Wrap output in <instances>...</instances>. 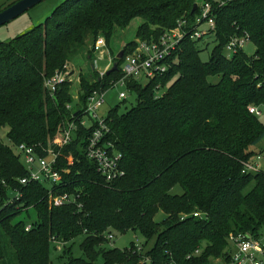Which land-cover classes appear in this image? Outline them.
<instances>
[{"label": "trees", "instance_id": "1", "mask_svg": "<svg viewBox=\"0 0 264 264\" xmlns=\"http://www.w3.org/2000/svg\"><path fill=\"white\" fill-rule=\"evenodd\" d=\"M16 1L4 0L0 11ZM200 1L64 0L43 22L0 41V128L7 129L9 143L0 139L1 264L13 259L16 264H53L51 245L78 235H83V255L74 257L64 249L67 258L61 264H99L98 259L100 264H141L145 256L150 261L142 264L228 263L229 235L264 236V170L242 171L243 163L260 155L257 148L264 139V124L249 112L264 104V0H225L222 5L208 0L216 26L208 60L199 57V39L185 35L163 75L144 83L127 81L135 105L125 111L115 105L105 117L106 138L121 154L123 171L112 181L106 182L87 158L92 127L78 119L91 91L108 89L120 71L99 78L79 70V83L65 82L53 96L44 86L45 77L87 52L88 40L102 35L107 43L135 17L143 19L137 38L156 37L178 22H191L198 12L192 6ZM243 34L254 52L239 49L227 57L228 39ZM133 45L126 43L124 50ZM73 117V138L61 146V132ZM21 143L33 145L40 155L47 147L60 150L58 168L68 172L61 173L58 185L20 184L27 175L17 151ZM176 186L180 193L172 191ZM14 188L19 197L3 202ZM49 188L77 195V200L50 206ZM29 207L36 218L25 231L26 222L13 218ZM159 211L163 216L155 220ZM126 230L142 235L140 250L134 242L123 249L105 246L108 234Z\"/></svg>", "mask_w": 264, "mask_h": 264}, {"label": "built area", "instance_id": "2", "mask_svg": "<svg viewBox=\"0 0 264 264\" xmlns=\"http://www.w3.org/2000/svg\"><path fill=\"white\" fill-rule=\"evenodd\" d=\"M225 0H219V5H222ZM196 8L197 14L191 22L187 25L185 21L178 22L176 28L167 29L156 37L149 39L137 38L134 45L123 50V54L118 59V69L120 71V77L110 81L111 87L115 85H122L125 88L126 83L129 80L139 81L144 78L149 81L154 77L163 75L168 69L169 63L168 57L175 52L179 46V42L185 35H190L192 39L200 40L204 35H209L214 38L215 20L214 10L211 2L208 0H201ZM205 26L206 28H201ZM105 37L98 36L92 43L93 57L95 58L94 70L101 78L105 72L113 66L115 57L111 58L106 56ZM249 42L248 34L240 36H232L228 39L224 46L229 56L233 55L239 49ZM94 61V60H93ZM98 63H102L98 65ZM78 75V74H77ZM44 86L47 89L49 95L53 96L56 90L65 82L76 85L79 83L80 78L74 76V71L68 63L65 64L63 70H55V72L44 78ZM105 90H92L88 96L87 102L82 114L79 117V122L82 126L87 125L82 121L83 116L90 117L91 123L89 126L92 130L87 138V145L85 153L88 159L93 160L96 165L97 172L103 176V179L112 181L119 176L123 175V171L120 168L121 154L115 148L113 142L106 138V135L110 132V127L106 123V115L99 114V109L105 102ZM72 96L74 99L78 98V90H72ZM125 97L123 91L119 92V98ZM71 105H66L70 108ZM249 112H253L256 115L260 114V111L255 106L249 108ZM78 118V117H77ZM76 117H73L63 128L60 137L61 146L67 145L73 138L74 131L76 129ZM17 151L20 154V160L26 166L27 175L25 178L19 179L20 184L26 185L28 182H49L53 186L58 185L62 180L61 173L68 172L66 169L60 170L58 168V156L60 150H54L50 147L44 149L45 154H38L35 147L29 144H19ZM261 155H258L252 162L243 163L242 171H255L258 169L256 164L257 159ZM5 185L4 181H1ZM48 203L50 206L59 207V205L74 203L77 199V195L67 192L56 193V190L49 188L47 190ZM17 189L10 190L8 199H4L5 203H10L14 198L19 197ZM0 196V207H1ZM194 216H201V213L194 212ZM31 228L28 223L25 225V231ZM107 240L112 237V233L108 234ZM229 241L231 245L229 253V263L232 264H264V236L253 237L248 233H238V235H229ZM60 244V243H59ZM136 249L140 250L141 245L136 244ZM199 250L194 251L198 254ZM190 256H188L189 258ZM218 260V259H217ZM149 257L142 258V263H148ZM167 264H175L170 260Z\"/></svg>", "mask_w": 264, "mask_h": 264}, {"label": "rangeland", "instance_id": "3", "mask_svg": "<svg viewBox=\"0 0 264 264\" xmlns=\"http://www.w3.org/2000/svg\"><path fill=\"white\" fill-rule=\"evenodd\" d=\"M64 0H42L41 2L37 3V5L29 8L25 12L21 13L20 16L6 22L4 25L0 26V41H6L10 40L11 38L22 34L23 32H26L27 30L31 29L32 27L38 25V23L43 22L45 18L50 15V13L53 11L55 6H57L59 3H61ZM4 2V0H0V3ZM197 5V3H195ZM143 21L141 17H135V19L131 20L130 23L123 29L119 28L116 32H114L113 36L105 42V45H107L106 48V56H109L111 58L115 57V61H118L116 58V55L118 54L119 50H124L125 44L137 39L135 32L136 27ZM201 28H206L205 26H201ZM102 36V35H99ZM92 43L91 40H88L87 42V52H83V54H80L79 56L71 61V63H68L69 66L74 71V76L77 78V74H83L85 76L88 75L89 72H92L94 74L96 71L94 70L95 65V58L93 57L92 52ZM197 46L200 49L199 57L203 60H208V56L211 53L212 48L216 44L214 42V38L209 35H204L200 40L197 42ZM255 46L252 43V41L249 40L247 42L242 50L247 54H252L254 52ZM89 52V55L86 58V55ZM225 55L229 57L228 53L226 52L224 48ZM84 55V56H83ZM94 60V61H93ZM102 63H98L100 65ZM119 64V61H118ZM93 65V68H92ZM109 70V69H108ZM117 69L116 71H118ZM113 72V71H112ZM106 74L107 71L105 72ZM120 77V76H119ZM113 80V79H111ZM110 80V81H111ZM140 82L144 83L147 80L144 78L139 79ZM123 91L125 93V97L119 98V92ZM105 102L102 105V107L99 109V114L102 116H105L108 112V109L119 105L120 111H125L127 108H129L132 105H135L136 102V96L135 93L130 92L125 88L124 86L115 85L111 87V83L109 88L105 90ZM260 114L257 115L260 122L264 124V104L259 105ZM82 121L87 125L89 128V125L91 123L90 117L83 116ZM5 128H0V139L5 144L9 145L8 141L5 138L6 133ZM13 151L15 152L14 146H12ZM258 150L261 149L260 158L257 159V166L258 169L264 170V139L259 143ZM256 159V158H255ZM254 159V160H255ZM173 192L180 193L181 189H179L177 186L172 189ZM28 212L26 213L23 211L21 214H18L13 218V221L18 220H24L26 224L31 223L35 220V210L32 207L28 208ZM162 212L159 211L156 216L154 217L155 220H159L162 218ZM83 239V235H78L71 241L67 242L63 245V243H53L51 245V253L50 258L53 260V264H61L64 259H66L67 255L63 253L64 249L70 248L71 254L74 257L82 256V251L80 249V243ZM144 241L142 235H140L138 232L133 230H126L124 233H118V232H112V237L109 238V243L105 244L106 247L114 246L119 249L125 248V246H128L131 242H134L135 244L141 245V243ZM152 242H149V245H151ZM54 246V247H53ZM13 259V258H12ZM62 259V260H61ZM1 260V259H0ZM224 261V260H223ZM221 259H215L211 260L209 264H232L223 262ZM99 264L101 263V259H98L97 261ZM1 264V261H0ZM10 264H16V259H13Z\"/></svg>", "mask_w": 264, "mask_h": 264}, {"label": "water", "instance_id": "4", "mask_svg": "<svg viewBox=\"0 0 264 264\" xmlns=\"http://www.w3.org/2000/svg\"><path fill=\"white\" fill-rule=\"evenodd\" d=\"M41 1L42 0H18L15 3L9 5L8 7H5V9L0 11V26L20 16L21 13L37 5V3ZM195 8H196V4L194 3L192 6V10L194 11ZM122 54H123V50H119L118 54L116 55V58L120 59ZM92 68H93V65H92ZM117 69H118V61H115L113 63V66L109 70H107V73L109 74L110 72L116 71Z\"/></svg>", "mask_w": 264, "mask_h": 264}, {"label": "crops", "instance_id": "5", "mask_svg": "<svg viewBox=\"0 0 264 264\" xmlns=\"http://www.w3.org/2000/svg\"><path fill=\"white\" fill-rule=\"evenodd\" d=\"M224 262V261H223ZM226 262V261H225Z\"/></svg>", "mask_w": 264, "mask_h": 264}]
</instances>
